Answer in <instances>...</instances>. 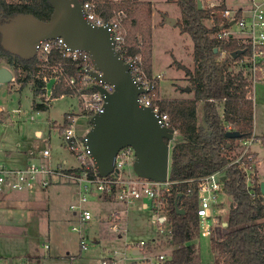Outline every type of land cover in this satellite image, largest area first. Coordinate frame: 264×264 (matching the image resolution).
I'll return each mask as SVG.
<instances>
[{"label":"trees","instance_id":"1","mask_svg":"<svg viewBox=\"0 0 264 264\" xmlns=\"http://www.w3.org/2000/svg\"><path fill=\"white\" fill-rule=\"evenodd\" d=\"M87 1L93 3L96 14L104 19L112 18L117 9L127 10L128 19L123 20L127 35L119 53L126 60L142 54L143 71L152 84V100L158 105L159 112L168 115L169 127L177 132L170 149L168 170L169 180L176 183L173 196L163 209L167 216L166 226L171 230L167 245L172 247L166 264H194L197 257L194 238L199 234L196 179L220 169L225 176L222 192L230 195L232 202L224 220L226 231L219 238H210V247L217 257L215 264H264V204L251 196L243 169L236 163L230 164L235 159L232 151L236 140L249 136L254 124L253 105L246 97L247 81L233 67L246 52L244 46L234 38L218 39L213 35L219 28L221 14L205 6L198 9L196 0H175L181 12L176 25L180 33L191 37L193 43V68L179 66L188 75L193 94L159 98L155 95L158 82L151 73L152 4L142 0ZM221 8L222 5L217 9ZM52 11L48 0H0V23L14 14L28 12L45 21ZM210 18L216 23L212 27L207 24ZM120 28L122 30V23ZM239 49H244L243 54L233 57L232 52ZM221 52H224L223 56ZM0 61L11 68L13 80L20 84L19 88L33 80L37 94L44 95L45 78L57 76L51 87V99L96 89L95 86L81 89L77 84L67 83V78L76 76L79 66L63 56L59 49L53 48L46 61L39 54L22 59L6 51L0 43ZM47 106L43 101L32 102L35 110L43 111ZM200 108L202 122L198 121ZM227 124H231V129L237 130L241 136L227 137ZM251 188L260 192L257 182ZM176 205L183 209V213L177 212Z\"/></svg>","mask_w":264,"mask_h":264},{"label":"rangeland","instance_id":"2","mask_svg":"<svg viewBox=\"0 0 264 264\" xmlns=\"http://www.w3.org/2000/svg\"><path fill=\"white\" fill-rule=\"evenodd\" d=\"M151 1L155 3V19H162L165 23V17L169 15L175 20V24L168 23L164 28L157 27L153 37L151 36L153 42L151 73L152 78H156L158 82L155 95L159 98L191 96L193 91L189 85V77L179 66L181 64L190 69L193 68V43L191 37L188 34L180 33L179 26L176 25L181 19L179 4L175 0ZM226 1L230 4L238 2V0ZM120 11L122 12L119 14ZM114 13L113 17L120 19L122 23V33L125 38L127 27L125 28L123 25V20L128 19V12L123 8L115 10ZM207 24L210 25V21H207ZM235 28V26L231 27L232 30ZM141 46L140 49L143 47ZM134 56L139 58L143 70L142 54ZM0 65H2L1 62ZM11 72L13 73L12 70ZM13 79L0 84V148L10 150L9 156L4 153L0 154V161L10 167L21 166V163L24 162L21 152L50 148L52 164L59 163L64 169L77 167L78 160L71 150L63 145L59 128L63 124L65 113L71 111L76 114L75 128L78 135L89 129V120L81 115L77 96L65 95L54 99L48 97L50 94L47 93V90H51L54 79H51L50 82L47 81L44 95L36 93L33 80L19 88L20 84ZM187 86L189 89L186 91L184 88ZM255 88L256 103L253 123L256 133L263 134L264 85L258 83ZM33 100L46 102L47 109L43 111L33 109ZM199 111L198 121L202 122L201 108ZM54 122H56L55 125ZM36 129L41 131L40 136L36 135ZM259 137L264 143V134ZM176 138L172 139L170 143H173ZM239 148L240 142L236 140L232 153L238 155ZM262 156L263 160L256 174L259 176L251 175L252 181L264 177V151ZM37 160L46 162L41 158H37ZM125 172L134 174V169L127 167ZM77 192L76 185L60 180L51 183L43 190H35L28 194L32 198L35 196L30 200L31 202L24 193L1 194L0 264H55L53 261L48 263V260H44L54 254L64 257L58 264H101L98 260L105 258L113 250H118L116 258L119 259L124 252L129 255L128 245L139 241L147 242L156 237V223L151 218L152 213L147 209H141L137 204L126 207L116 200L100 201L88 197L90 201L86 203V207L91 209L94 217L83 226L87 233L88 246L85 250H81L79 233L71 229V226H79L77 219L72 218L70 209V204L78 202ZM231 202L232 197L221 191L217 203L211 205L212 216L216 218V222L212 224V231L208 238H202L200 233L194 238L196 244V240L200 239L199 247L202 256L199 255L197 248L194 264H215L217 261V257L210 247V238H219L224 234L223 229L226 231L225 228H221V222L225 220ZM115 209L119 210L121 214L120 227L124 226L125 228L121 237L109 229L110 221L107 216L111 210ZM98 215L101 216V219L97 218ZM161 237L165 236L161 235ZM157 239L159 240L157 243L154 242L149 246L158 249L157 251L169 253L168 249H172V247H169L163 239ZM97 240H99L98 243ZM14 254L16 255L14 256ZM29 254L33 256L31 261L26 258ZM108 264H120V261Z\"/></svg>","mask_w":264,"mask_h":264},{"label":"built area","instance_id":"3","mask_svg":"<svg viewBox=\"0 0 264 264\" xmlns=\"http://www.w3.org/2000/svg\"><path fill=\"white\" fill-rule=\"evenodd\" d=\"M202 5L212 12L221 14V22L218 24V30L213 33L218 39L234 38L239 44H242L246 52L239 57L233 64L234 70L241 72L244 79L247 81L246 88H248L246 97L251 100L253 105V115L256 103V86L258 83L264 85V0H249L247 5L238 6V8H231L226 6L222 0H200ZM84 6L85 18L94 25H106L112 31V36L115 41V48L119 50L123 47L124 37L121 30V21L118 18L104 19L97 15L95 6L91 1H82ZM223 6L220 10L217 9ZM122 11L119 12V14ZM209 27L216 23L213 18H210ZM235 26V30L231 27ZM59 49L63 56L77 62L79 71L76 76L67 78V83L79 85V88L87 86H95L94 91L78 92V105L81 115L87 117L88 120L96 114L103 111L104 96L102 92L97 90V87L102 85L108 92L112 90V86L98 81L95 77L89 74L93 70V61L89 53L84 50L70 49L61 38L46 39L42 41L38 47L39 56L45 61L48 53L53 49ZM221 56L224 52L220 53ZM131 61V74L134 75L135 81L143 87H151L152 84L143 72L140 66V60L137 56L127 59ZM57 79V76H50L46 80ZM51 91V90H50ZM50 91L47 93L50 94ZM46 92V86H45ZM50 97V95H48ZM140 105L149 106L158 117V122L169 127V117L166 113L159 112L158 105L152 100L149 93H141L138 96ZM74 112L68 111L63 117V124L60 125V137L64 146H67L78 160L77 167H70L65 170L61 164H52L50 162L51 150L50 148H42L37 151H28L29 160L22 166L10 167L4 162L0 161V195L5 193L15 192H33L36 189H45L55 181H65L72 183L78 188V202L70 204L71 213L75 216L79 226H71V229L79 233V246L81 250H85L88 246L87 233H85L86 223L90 222L94 217L91 209L86 207L89 200L88 197H95L99 199L115 198L118 202L126 207L132 204H137L141 209H147L152 213V220L156 223L157 235L150 241H139L128 245L129 255L124 252L122 257L116 258L119 253L118 250H113L108 256L99 259L101 264L113 263L120 261V264H166L171 257L172 249L168 252L157 251L151 246L154 242L159 241L157 238L168 241L171 230L166 226L167 216L163 213L164 206L169 198L173 196V185L175 181L151 180L141 177L134 172L129 174L125 172L127 167H133L135 159V151L131 146H125L119 149L112 160L113 171L106 175H100L96 169L95 163L91 158V151L85 143L83 138L90 129V122L88 130L81 135H78L75 128ZM170 128V127H169ZM226 128L231 129V124H227ZM173 129V128H172ZM176 130L173 129V134L176 137ZM173 138V139H174ZM240 148L238 155L230 162L236 163L245 172L247 176V184L250 186L251 196L264 204V193H256L251 188L256 182L259 183L264 180L262 176L260 179L251 180V175L258 177L257 164L258 160L253 151V145L258 142L255 133H252L244 138L238 140ZM170 149L172 143L168 142ZM1 151V148H0ZM41 158L46 160L45 163L37 160ZM223 170H216L201 176L196 179L199 223L198 230L200 236L208 238L211 234V226L216 222V218L212 216L211 205L217 203L219 193L223 187ZM251 180V182H250ZM101 219V216H97ZM109 229L112 232L118 233L121 237V231H125L124 226L120 227L121 214L119 211H110L108 216ZM105 219V218H103ZM161 235L165 237H161Z\"/></svg>","mask_w":264,"mask_h":264},{"label":"water","instance_id":"4","mask_svg":"<svg viewBox=\"0 0 264 264\" xmlns=\"http://www.w3.org/2000/svg\"><path fill=\"white\" fill-rule=\"evenodd\" d=\"M48 2L53 11L45 21L28 12L14 14L0 23L2 47L22 59H29L37 54L42 41L61 38L70 49L88 52L94 67L89 74L112 86L110 92L102 85L97 87L104 96L103 111L90 118V129L83 138L98 173L102 176L112 172L116 153L122 147L131 146L135 151L134 172L154 181H166L170 164L168 142L175 136L173 129L160 124L152 108L138 102L139 94L149 93L152 88L135 81L130 71L132 62L115 48L112 31L106 25L97 26L85 18L82 0ZM196 2L198 9H202V2ZM165 20L175 24L170 16ZM242 52V49L233 51L232 56L238 57ZM13 78L8 67L0 66V84ZM188 89L189 86L184 88ZM225 135L241 136L233 129L227 130ZM260 190L264 193V180L260 182ZM176 210L183 213L177 205Z\"/></svg>","mask_w":264,"mask_h":264},{"label":"crops","instance_id":"5","mask_svg":"<svg viewBox=\"0 0 264 264\" xmlns=\"http://www.w3.org/2000/svg\"><path fill=\"white\" fill-rule=\"evenodd\" d=\"M144 1H148V2H150V3H152V12H151V21H152V32H151V36L153 37V34H154V30L157 28V27H160V28H164V26H166L168 23L165 21V23H163V21H162V19H159V18H157V19H155V17H154V4L155 3H153L151 0H144ZM225 4H226V6H228V7H231V8H238V6H245V5H247V3H248V1L249 0H246V1H240V0H238V2H236V4H233V3H229L228 1H226V0H222ZM202 7H203V5H202ZM162 13H164V12H162ZM169 16V15H168ZM167 16V17H168ZM152 46H153V42H152ZM1 62V61H0ZM1 64L2 65H0V66H6V67H8L7 65H5L3 62H1ZM4 64V65H3ZM152 66H153V64H152ZM9 68V67H8ZM10 69V68H9ZM51 81V80H50ZM49 81V82H50ZM49 92V91H48ZM54 99V98H53ZM33 102V101H32ZM253 120H254V115H253ZM254 122V121H253ZM53 123V122H52ZM56 124V122H54V125ZM53 126V125H52ZM57 126V125H56ZM254 124H253V132L255 133V135H256V138H257V140H258V142L257 143H255L254 145H253V151H254V153H255V156H256V158H257V160H258V164H257V168L260 166V164L262 163V160H263V156H262V154H263V151H264V143L262 142V140H260V137L259 136H261V135H263V134H257L256 133V131H255V128H254ZM35 133H36V135L37 136H40L41 135V131L39 130V129H36L35 130ZM261 152V153H260ZM1 153H4L5 155H7V156H9L10 155V150H6V149H2L1 148V151H0V154ZM22 153V159L24 160V162L23 163H21L22 165H25V163L29 160V156H28V153H27V151H24V153L23 152H21ZM259 153V154H258ZM63 163H66L65 161H63ZM21 165V166H22ZM36 190H42V189H36ZM33 192H35V190L33 191ZM32 192V193H33ZM15 193H24L26 196H27V199H29V201L30 200H32L35 196H33V198L32 197H29L28 196V194H30V193H26V192H15ZM95 198V197H94ZM95 199H97V200H100V201H103V200H105V201H115L116 199L115 198H106V197H103V199H99V198H95ZM117 201V200H116ZM31 202V201H30ZM120 203V202H119ZM121 205H123L122 203H120ZM125 206V205H124ZM117 209H115L114 211H116ZM112 211V210H111ZM117 211H119V210H117ZM120 212V211H119ZM71 215H72V218H74L75 219V216H73V214L71 213ZM70 220H71V218H70ZM226 222L224 221V220H222V222H221V228H224L225 227V224ZM21 229H22V227H21ZM223 231L225 232V230L223 229ZM121 233H123V231H121ZM122 235V234H121ZM203 238V237H202ZM98 241L99 240H97L96 242L98 243ZM197 241V244L195 243V240H194V243H195V247H196V249L198 248V253H199V255L201 256V252H200V247H199V241H200V239L199 240H196ZM210 252H211V250H210ZM16 254H14V256H15ZM32 255L31 254H29L28 256H26V258H27V260L28 261H31V259H32ZM68 257V256H67ZM202 257V256H201ZM64 257H61V255H59V254H54V255H52V256H48V258H45L44 260L46 261V260H48L47 262L48 263H51L52 261L53 262H55V264H58L62 259H63ZM66 258V257H65ZM98 260V259H97Z\"/></svg>","mask_w":264,"mask_h":264}]
</instances>
